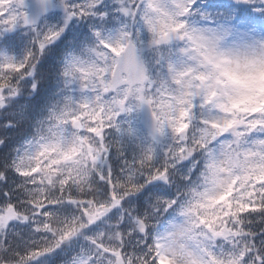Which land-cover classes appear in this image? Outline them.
Wrapping results in <instances>:
<instances>
[{"label":"snow or ice","instance_id":"6c2138e0","mask_svg":"<svg viewBox=\"0 0 264 264\" xmlns=\"http://www.w3.org/2000/svg\"><path fill=\"white\" fill-rule=\"evenodd\" d=\"M0 264H264V0H0Z\"/></svg>","mask_w":264,"mask_h":264}]
</instances>
